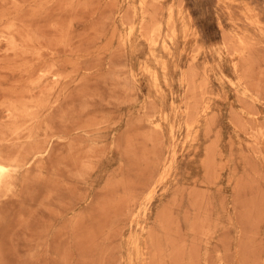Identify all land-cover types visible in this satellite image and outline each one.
Returning <instances> with one entry per match:
<instances>
[{
  "label": "rangeland",
  "instance_id": "rangeland-1",
  "mask_svg": "<svg viewBox=\"0 0 264 264\" xmlns=\"http://www.w3.org/2000/svg\"><path fill=\"white\" fill-rule=\"evenodd\" d=\"M0 162V264H264V0H0Z\"/></svg>",
  "mask_w": 264,
  "mask_h": 264
},
{
  "label": "bare ground",
  "instance_id": "bare-ground-1",
  "mask_svg": "<svg viewBox=\"0 0 264 264\" xmlns=\"http://www.w3.org/2000/svg\"><path fill=\"white\" fill-rule=\"evenodd\" d=\"M133 31V30H132ZM8 173V167L3 162H0V178L4 177Z\"/></svg>",
  "mask_w": 264,
  "mask_h": 264
}]
</instances>
